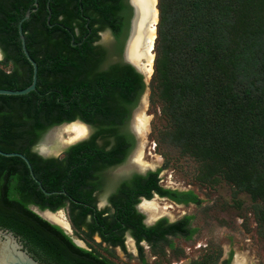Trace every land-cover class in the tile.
<instances>
[{"label":"trees","instance_id":"1","mask_svg":"<svg viewBox=\"0 0 264 264\" xmlns=\"http://www.w3.org/2000/svg\"><path fill=\"white\" fill-rule=\"evenodd\" d=\"M33 2L0 0V89L22 90L32 82L18 24ZM104 2L38 0V10L23 23L27 49L38 65L37 88L23 96H0V150L24 154L46 191L66 192L46 195L22 159L0 155V228L19 236L44 264L115 263L89 244L78 246L31 206L68 209L75 235L85 243L97 235L126 251L130 233L142 258V241L173 248L169 237L191 239L197 233L193 216L173 224L162 219L152 227L143 223L136 209L141 197L150 200L156 193L183 205L202 204L194 190L163 188L162 170L122 181L110 206L97 208L94 193L107 187L105 172L123 164L135 145L127 126L146 90L132 66L112 64L105 50L91 45L96 30L87 34L94 23L104 21L117 37L121 33L108 11L102 13ZM119 3L131 14L123 0ZM158 9L150 87L165 124L157 137L198 164L202 183L221 179L235 195H249L264 234V0H159ZM55 23L62 27L49 26ZM122 49L117 46V53ZM76 120L94 127L89 140L62 157L43 158L34 151L50 128ZM232 256L221 264H230Z\"/></svg>","mask_w":264,"mask_h":264},{"label":"rangeland","instance_id":"2","mask_svg":"<svg viewBox=\"0 0 264 264\" xmlns=\"http://www.w3.org/2000/svg\"><path fill=\"white\" fill-rule=\"evenodd\" d=\"M156 1V9L159 12V0ZM153 55V71L147 75L148 86L140 98V100L144 98L146 108L144 113L137 114L147 118V125L143 129L144 135H141L143 144L135 155L142 153L145 163L158 166L156 171L162 170L160 178L163 186L179 190H194L200 196L201 205L177 206L157 197L151 200L158 205V209L154 211L157 218H167L171 222H176L185 216H193L192 227L197 229V233L191 239L171 237L173 248L167 244L151 247L145 242L142 243L143 261L135 241L129 234L126 235V251H124L119 247L108 246L98 236L86 243L82 241L75 235L76 231L70 225L67 209L63 210L64 213L60 212L64 218L61 222L70 223L68 233L75 240L82 241L87 248L89 244L101 256L115 264H197L200 262L221 264L229 258L231 252L233 256L230 264H264V234L256 215V206L250 196L246 193L235 195L232 187L221 179L202 183L198 164L193 159L182 156L177 147L159 141L157 131L165 122L161 119V103L152 97L150 87L154 75L156 51H153ZM66 137L65 135L61 140L64 141ZM107 198L108 191L99 195L101 209L107 206Z\"/></svg>","mask_w":264,"mask_h":264},{"label":"water","instance_id":"3","mask_svg":"<svg viewBox=\"0 0 264 264\" xmlns=\"http://www.w3.org/2000/svg\"><path fill=\"white\" fill-rule=\"evenodd\" d=\"M129 4L132 7L133 15H132L131 24H130L129 35H128V38H127V41L124 47L122 58L125 64L132 66L139 74L143 76L144 82L146 86H148V79H147L146 71L144 70V65L148 64V59H149L148 50H150L149 48L150 44H149L148 38L150 37L151 30L155 29V32H157V25L159 22V12L157 11V15L155 14V10H157L155 9L157 5V1L156 0H129ZM38 8H39L38 0H34L33 8H30L26 11L25 16L20 20L18 24V33H19V37L21 40L22 50L33 68L32 82L28 87L22 90L0 89V96H23L31 92H34L37 88L38 65L36 61L31 57L27 49L25 35L23 32V23L29 20L31 17V14L33 12H36ZM51 16L52 15L50 11V14L48 17V23H50ZM156 18L157 20L155 22ZM49 26L53 27L54 25L50 24ZM156 37H157V34H156ZM156 37H155V41H156ZM155 41H154L153 47L151 48V50L153 51L155 48ZM72 46L74 47L77 46V44L74 43V39L72 42ZM3 58H4V54L2 52V49L0 48V61H2ZM145 108H146V103L143 98L139 101L138 105L132 112V116L129 122V130L132 133V135L135 137L136 147L132 151V153L128 156L126 161L122 165L116 167V169L112 171V174L116 179L127 177L133 173H138L140 175H146L148 172H151V171L155 172L158 169V166H155L154 168H146L143 171L137 170V169L126 170V167L130 163L131 159L136 154V151L139 148H141L143 144V138H142L143 136L141 137L137 135V133L133 129V123L135 121L137 114L140 112L144 113ZM74 123L81 124L87 127L89 130L88 135L83 138H79L74 141H71V142H64L61 139H57L54 136L55 132L58 131L60 128L74 124ZM94 133H95L94 127H92L89 124L84 123L81 120H76L71 123H64V124L50 128L45 133V135L42 137V139L35 145L34 151L43 158L58 157L60 156V154H63L64 151L68 149L69 147L89 140L93 136ZM44 147H45V150H43ZM0 155L3 157H7V158L18 157L22 159L26 163L32 178L37 182L40 189L46 195L49 196V195L56 194V193L66 194L65 191H60V192L46 191L44 187L42 186V183L36 178L34 171L32 169V165L29 159L24 154L19 153V152H4L0 150ZM144 201H151V200L143 199L141 203H143ZM140 204L137 205V210L145 216V220H144L145 225L153 226L162 218V217H159V218H156L155 220L149 221L147 219L146 213L141 210ZM31 209L43 219L47 220L53 225L59 226L67 234H69L63 228V226H61L59 223L49 220L48 218L43 216V214L47 212L51 214H57L59 212L64 213L63 211L64 209H60L55 212H52L48 209L41 210L37 206H31ZM74 242L78 246L88 249L87 247L83 245L84 243L82 241L80 240L77 241L74 239ZM0 264H44V263L40 262L38 259L34 257V255L31 252H29L28 248H26L21 238L17 236L16 234H14V232L8 229L0 228Z\"/></svg>","mask_w":264,"mask_h":264},{"label":"flooded vegetation","instance_id":"4","mask_svg":"<svg viewBox=\"0 0 264 264\" xmlns=\"http://www.w3.org/2000/svg\"><path fill=\"white\" fill-rule=\"evenodd\" d=\"M50 1V0H49ZM119 1L120 0H105V2L102 4V13H104V10L105 11H108L107 13L108 14H110V17H108V19H110V21H112L114 24L113 25H116L118 28H119V30H120V36L119 37H117L116 36V34H115V32H114V30H113V28L112 27H109L110 25L108 24V26H106L105 24V22L103 21V23H94L93 24V26H92V28L90 27H88L89 26V17L88 16H86L85 15V18H87V21H88V23H86V26L88 27V34H87V36L88 35H90L91 34V32H92V30L94 29V30H96V36H94V38H93V40H92V46H97V47H100V48H102L103 50H105L106 52H107V54H108V56H110V62L112 63V64H115V63H123V64H125L124 62H123V58H122V56H123V52H124V47H125V44H126V41H127V38H128V35H129V30H130V24H131V19H132V15H133V10H132V7L130 6V4H129V0H123V2H124V4L125 5H127V6H129L130 8H131V14H130V11H125V10H120V3H119ZM49 9H50V7H49ZM107 13H106V15H107ZM63 19V17L61 16L60 18H59V20H62ZM54 26L53 27H51V28H54L56 25H59V26H61L60 24H58V23H55V24H53ZM62 27V26H61ZM75 33H77L78 34V29H76L75 30ZM117 46H123V49H122V52H121V54H118L117 53ZM128 65V64H127ZM136 108V107H135ZM134 108V109H135ZM133 109V110H134ZM133 112V111H132ZM131 116H132V114H131ZM131 119V118H130ZM130 122V121H129ZM127 131H128V133L129 134H131L132 135V133L130 132V130H129V123H128V126H127ZM133 136V135H132ZM133 138H134V141H135V145H134V147L132 148V150H131V152L129 153V155L132 153V151L135 149V147H136V140H135V137L133 136ZM99 143V145H104V141H99L98 142ZM112 146V143H110L109 145H107L106 146V150L107 149H109L110 147ZM128 155V156H129ZM128 158V157H127ZM126 161V160H125ZM122 165V164H121ZM120 166V165H119ZM118 167V166H117ZM116 168V167H115ZM112 169H114V168H111V169H109L108 171H106L105 172V176L108 178V185H107V187L105 188V190H104V192H102V193H105V192H107L108 191V198H107V206L106 207H109L110 206V204H109V198H110V196L115 192V189L117 188V186L122 182V181H124V180H128V179H130V178H132V176L133 175H140V174H138V173H133V174H131V175H129V176H127V177H123V178H121V179H116L114 176H113V174H112ZM158 171H160V170H158ZM158 171H155V172H158ZM152 172V171H151ZM150 172H148L147 174H149ZM160 173H161V171H160ZM160 173H159V179H160V181H159V184L163 187V188H165V189H170V190H178V191H184V190H179V189H172V188H169V187H165V186H163L162 185V183H161V178H160ZM146 174V175H147ZM146 175H141V176H146ZM186 191V190H185ZM102 193H98V192H95L94 193V196L97 198V208L98 209H101L100 208V206H99V195H101ZM154 197H157V198H159L160 200H163V201H165V202H170V203H172V204H175V205H177V206H188V205H183V204H180V203H177L176 201H173V200H171V199H169L168 197H161L160 195H158V194H156V193H154V195H153V198ZM152 198V199H153ZM143 199H145V198H143V197H141L140 198V202H139V204L142 202V200ZM152 199H150V200H152ZM138 204V205H139ZM189 205H194V204H189ZM105 207V208H106ZM105 208H103V209H105ZM136 209H137V205H136ZM102 210V209H101ZM67 211H68V209H67ZM138 211V210H137ZM139 212V211H138ZM68 217H69V220H70V215H69V211H68ZM145 217V216H144ZM184 218V217H183ZM162 219H167V218H161L159 221H161ZM182 219V218H181ZM180 219V220H181ZM144 220H145V218H144ZM168 220V223L169 224H173V223H176V222H171L169 219H167ZM158 221V222H159ZM179 221V220H178ZM157 222V223H158ZM70 223H71V220H70ZM143 223H144V221H143ZM156 223V224H157ZM145 224V223H144ZM155 224V225H156ZM71 225H72V223H71ZM155 225H153V226H155ZM147 226V225H146ZM72 227H73V225H72ZM147 227H152V226H147ZM74 228V227H73ZM127 234H129L130 235V238L131 239H133L134 241H135V239L131 236V234L130 233H127ZM126 234V235H127ZM72 236V235H71ZM97 236V235H96ZM172 237V236H171ZM171 237H169V238H171ZM178 237H182V236H178ZM173 238H175V237H173ZM182 238H184V237H182ZM125 242H126V237H125ZM147 243L149 246H150V244L147 242V241H142V242H140V245L142 246V243ZM135 243H136V241H135ZM106 244V243H105ZM136 245H137V243H136ZM125 246H126V244H125ZM111 247V246H110ZM143 247V246H142ZM120 248V247H119ZM137 248H138V246H137ZM139 253V252H138Z\"/></svg>","mask_w":264,"mask_h":264},{"label":"bare ground","instance_id":"5","mask_svg":"<svg viewBox=\"0 0 264 264\" xmlns=\"http://www.w3.org/2000/svg\"><path fill=\"white\" fill-rule=\"evenodd\" d=\"M155 14L157 15V10H155ZM156 20H157V18L155 19V22H156ZM155 37H156L155 29H152L151 33H150V37L148 38L149 44H150V46H149L150 50H148V53H149L148 64L144 65V70L146 71L147 75H150L153 71L152 64H153L154 55H153V50H151V48L153 47ZM146 125H147V118L144 117L142 114H140L135 118V121L133 123V129L137 133L138 136H141L144 132L143 129L146 127ZM88 133H89V130L87 127H85L81 124L74 123V124L60 128L58 131L55 132L54 136L57 139H61L66 135L67 137L65 138L64 142H71V141H74L76 139L83 138V137L87 136ZM43 150H45V147L43 148ZM141 155H142V153H138V155H135V157L131 159L130 163L126 167V170L137 169V170L143 171L146 168H154L155 165L152 166V164L150 165V164L145 163L143 161ZM140 208L143 212L146 213L147 219L149 221L155 220L157 218L154 211H156L158 209V205L154 200L153 201H144L142 204H140ZM43 216L48 218L49 220H52V221L59 223L61 226H63V228L67 232L70 231L69 224L67 222H64V221L61 222V220H64V218L60 212L57 214H51V213L47 212V213L43 214Z\"/></svg>","mask_w":264,"mask_h":264}]
</instances>
